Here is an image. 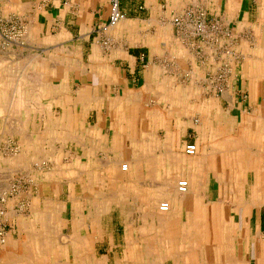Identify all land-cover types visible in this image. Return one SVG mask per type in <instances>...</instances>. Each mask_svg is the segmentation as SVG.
Returning a JSON list of instances; mask_svg holds the SVG:
<instances>
[{"label": "crops", "instance_id": "1", "mask_svg": "<svg viewBox=\"0 0 264 264\" xmlns=\"http://www.w3.org/2000/svg\"><path fill=\"white\" fill-rule=\"evenodd\" d=\"M109 2L0 0L24 21V45L10 49L56 70L37 117L48 119V157L62 168L35 174L27 190V214L57 213L58 223L13 217L0 264H264V0H119L125 17L100 31ZM191 5L229 36L205 46L180 34L172 19ZM222 44L237 59L217 94L204 82ZM120 162L134 200L154 204L168 175L189 184L185 194L172 188L165 213L145 203L129 211L128 240L113 209L87 206L83 185L100 183L101 170L122 173Z\"/></svg>", "mask_w": 264, "mask_h": 264}, {"label": "rangeland", "instance_id": "2", "mask_svg": "<svg viewBox=\"0 0 264 264\" xmlns=\"http://www.w3.org/2000/svg\"><path fill=\"white\" fill-rule=\"evenodd\" d=\"M54 71L56 70L51 68L48 61L28 48L0 51V109L3 114L0 118V190L8 187L14 178L27 177L31 180V178H35V174H41V171L44 173L52 168L54 175H62V168L60 166L54 167L52 159L48 157V155L53 153L49 150L50 145L46 144L50 142L47 139H51L52 135L47 134V132L44 133V130L46 131L49 128L48 119L37 117L38 112L43 114V107L48 103L46 83L51 80ZM47 107H49V103ZM27 112L31 114V118L27 117ZM15 124L18 126L16 127ZM33 124L36 127L37 135L31 134ZM159 137L161 138L162 135ZM170 140L173 142L174 138ZM32 143L34 146L33 150L30 147ZM38 143H42L46 150L42 151L41 149L38 151L36 149ZM119 164L122 165L121 162ZM119 168L121 171V166ZM73 169L69 174L65 170L66 177L77 175V168ZM101 172L99 178L102 181L100 183H83L86 186V204L88 207H97L103 212L109 211L110 208L113 209L111 215L118 218L116 233L119 240L132 238V231L126 227V224L133 217L136 218L135 214H129V211L131 212L133 208L145 203L146 206L150 205L159 210L160 202L168 201L172 205V200L175 201V198H167L168 195L164 191L162 192L163 183L166 180L175 178L172 175H168L166 180L160 185V191L157 192V196L154 198V201L155 199L157 201L153 204L148 199H145L144 202L143 199L134 200L132 198L133 184H129L128 181L124 180L125 175L123 174L125 171H121L123 173H121L122 176H120L119 171L117 172L114 169H108V174L105 173V170H101ZM176 182L174 183L175 192ZM73 184L66 182L64 187L68 185L72 187ZM77 184L75 183L76 186ZM94 185L96 186V191L93 189ZM137 190L135 189L136 192ZM151 191L152 188H149V192ZM159 212L161 213L162 211L159 210ZM28 215L20 216V221L28 223L43 218L46 222L58 223L57 213L46 217L41 216L42 214L34 215L32 213V215ZM39 221L41 220L39 219ZM25 243L28 244L27 242ZM55 249L61 252L62 248L57 247ZM31 253L36 252L33 250Z\"/></svg>", "mask_w": 264, "mask_h": 264}, {"label": "built area", "instance_id": "3", "mask_svg": "<svg viewBox=\"0 0 264 264\" xmlns=\"http://www.w3.org/2000/svg\"><path fill=\"white\" fill-rule=\"evenodd\" d=\"M125 17L120 9L119 0H110L108 9V20L101 27L100 31L114 26ZM173 25L183 36L200 39L205 46L218 44V35L229 36V31L222 28L220 24L207 16L206 10L200 5L186 7L180 14L172 19ZM24 21L17 14H4L0 8V51L24 45ZM103 44L108 45V40L104 39ZM221 58L218 69L210 74L205 80V88L212 93H221L227 87V82L232 75V66L237 59L229 44H222ZM186 155L192 156L196 153V145L192 142L186 143L184 148ZM122 170L127 169L124 163ZM31 180L25 177L12 179L8 187L0 190V246L4 245L12 227L13 217L25 215L30 202L27 198V190ZM188 181L184 178L176 183L178 194H185L188 190ZM169 209V202L162 201L159 210L166 212Z\"/></svg>", "mask_w": 264, "mask_h": 264}, {"label": "bare ground", "instance_id": "4", "mask_svg": "<svg viewBox=\"0 0 264 264\" xmlns=\"http://www.w3.org/2000/svg\"><path fill=\"white\" fill-rule=\"evenodd\" d=\"M18 92V91H17ZM11 101V100H10ZM20 103V102H19ZM24 103V102H23ZM16 104V103H15ZM18 104V103H17ZM21 105V104H20ZM19 105V106H20ZM15 106V105H14ZM22 106V105H21ZM19 110V109H18ZM16 125V124H15ZM18 125H16V127H17ZM22 127V126H21ZM21 127H20V129H21ZM14 130H16V129H14ZM13 130V131H14ZM19 131V130H18ZM20 133H21V131H20ZM26 134V133H25ZM26 136V135H25ZM27 137V136H26ZM119 166H121V165H119ZM121 171H123L122 170V168H121ZM125 171V170H124ZM120 174V176H122V174L121 173H119ZM124 175V174H123ZM173 180L172 179H170V180H166L164 183H163V187H162V192L164 191V193L166 194V195H168L167 196V198H172V188L174 187V185H173V182H172ZM188 191V190H187ZM187 193V192H186ZM134 199V198H133ZM171 200V199H170ZM173 201V200H172ZM173 203V202H172ZM157 211V210H156ZM167 212V211H166ZM72 243V242H71ZM6 244V243H5ZM4 244V245H5ZM80 256V255H79ZM72 257V256H71ZM93 260V259H92Z\"/></svg>", "mask_w": 264, "mask_h": 264}]
</instances>
